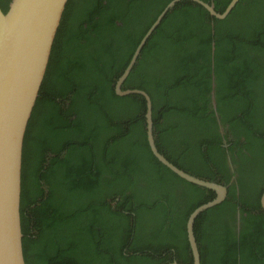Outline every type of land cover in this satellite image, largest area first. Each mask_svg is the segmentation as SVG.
<instances>
[{"label":"trees","instance_id":"obj_1","mask_svg":"<svg viewBox=\"0 0 264 264\" xmlns=\"http://www.w3.org/2000/svg\"><path fill=\"white\" fill-rule=\"evenodd\" d=\"M170 1L68 0L22 147L26 264H192L187 217L216 192L159 162L145 98L115 93ZM121 88L150 96L160 153L227 189L195 217L200 264H264V0L176 2Z\"/></svg>","mask_w":264,"mask_h":264},{"label":"water","instance_id":"obj_2","mask_svg":"<svg viewBox=\"0 0 264 264\" xmlns=\"http://www.w3.org/2000/svg\"><path fill=\"white\" fill-rule=\"evenodd\" d=\"M178 1L180 0H171L141 38L128 65L115 83V93L121 96L140 94L145 98L147 141L159 162L182 179L216 192L213 198L197 205L186 221L192 264H200V251L193 230L195 217L202 210L223 201L227 189L218 183L189 174L160 153L153 134L150 96L140 89L121 88L146 40ZM190 1L202 5L211 16L223 19L239 0H230L222 12L215 10L212 1ZM67 2L68 0H11L6 11L0 8V264H26L20 216L22 147ZM260 203L264 209V190ZM164 264L181 263L174 259Z\"/></svg>","mask_w":264,"mask_h":264},{"label":"flooded vegetation","instance_id":"obj_3","mask_svg":"<svg viewBox=\"0 0 264 264\" xmlns=\"http://www.w3.org/2000/svg\"><path fill=\"white\" fill-rule=\"evenodd\" d=\"M237 216H239V211L237 210V213H236Z\"/></svg>","mask_w":264,"mask_h":264}]
</instances>
